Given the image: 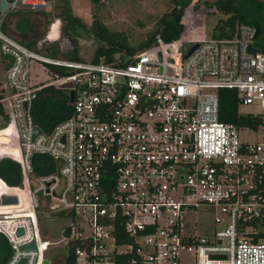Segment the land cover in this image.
I'll return each mask as SVG.
<instances>
[{"label": "built area", "instance_id": "obj_1", "mask_svg": "<svg viewBox=\"0 0 264 264\" xmlns=\"http://www.w3.org/2000/svg\"><path fill=\"white\" fill-rule=\"evenodd\" d=\"M19 11L53 15L55 0H6L0 9L7 58L0 130L9 138L0 157L19 162L24 194L0 189V199L17 196L0 206L19 204L0 208L11 249L4 264H42L56 249L62 259L72 253L74 264H264V50L256 25L192 40L198 22H181L174 39L157 34L134 53L83 60L49 55L3 31ZM60 23L54 17L36 47L58 39ZM32 60L54 79L33 81ZM50 84L69 97L73 90L71 111L33 136L34 99ZM221 87L236 89L239 113L241 104L258 106L247 112L260 115L256 128L220 119ZM34 153L48 155L54 169L35 173ZM38 209L64 218L59 238L44 235Z\"/></svg>", "mask_w": 264, "mask_h": 264}, {"label": "trees", "instance_id": "obj_2", "mask_svg": "<svg viewBox=\"0 0 264 264\" xmlns=\"http://www.w3.org/2000/svg\"><path fill=\"white\" fill-rule=\"evenodd\" d=\"M98 3L100 0H92ZM190 0H174V6L168 15L161 16L157 27L144 40L138 44H130L123 32L110 29L98 18H94L90 25H87L82 18L72 11L70 0H55L56 16L60 18L64 34L72 35L77 27L89 30L98 40V45L94 50L92 59L98 60L100 57L111 59L113 52L124 50L127 53L135 51L149 45L155 40L157 34H160L165 40H171L178 37L182 31V25L179 22L180 15L184 7L189 4ZM209 7H214V11H219L227 15L226 18L219 19L214 26L215 36H225L233 33L235 26L240 22H247L259 26L260 31L256 40L261 43L260 47L264 50V0H210L205 2ZM206 11V8H203ZM23 11H19L21 13ZM16 13V12H15ZM15 13L11 14L14 15ZM28 12H23V14ZM42 15L49 16L48 13L42 12ZM10 17V16H9ZM8 17V18H9ZM19 22L18 32L11 29L9 19L3 24V31L9 33L17 40L29 47L37 49H46L51 55H61L72 59H79L75 45L73 47L62 48L53 40L48 42L46 47H36L38 38L30 40L21 36L25 27ZM22 24V25H21ZM10 26V27H9ZM258 43V44H259ZM54 69H58L55 66ZM61 73L65 72L61 68ZM219 96V117L224 121L236 122L239 124H249L256 128L262 121L260 115L252 113L238 112V97L236 89L231 87H221L218 89ZM2 90H0V98ZM71 101L67 89L59 85L50 84L42 87L37 92L32 106V116L44 130L50 129L54 124L64 119L71 111ZM0 116L2 121L0 127L5 126L7 115L4 112L0 102ZM33 170L37 174L48 173L54 169L53 160L46 154L34 153L32 155ZM0 177L8 186H17L22 184V175L20 164L9 156L0 157ZM39 210V209H38ZM10 245L4 234L0 232V264H4L10 254ZM63 264H74L72 253L66 255Z\"/></svg>", "mask_w": 264, "mask_h": 264}, {"label": "rangeland", "instance_id": "obj_3", "mask_svg": "<svg viewBox=\"0 0 264 264\" xmlns=\"http://www.w3.org/2000/svg\"><path fill=\"white\" fill-rule=\"evenodd\" d=\"M206 1L210 0H190L189 4L184 7L180 15L179 22H182L181 24L184 28H186V25L188 27V24L191 25V22H193V24L198 22V24L192 28V40L210 38L212 36L214 26L217 22H219V19L227 17L226 14L219 11H209V6L205 3ZM70 2L72 11L79 15L87 25H90L92 20L96 17L110 29L123 32L130 44H138L150 35V33L157 27H161V23H159L161 16L168 15L169 17V12L174 6V0H100L98 3H94L92 0H70ZM204 7L207 8L206 13L205 10H203ZM46 10L48 11L49 8L47 7ZM56 11L53 15L50 14L49 16L39 15L27 17L29 20H33L37 23L38 30L35 38L40 37L37 40L38 42H41L43 38H45V35L49 30V22L52 21L54 17H57ZM16 17H18V15L10 16L9 18L11 21L9 22H17V20L21 19ZM27 18H25V21L28 20ZM200 19L201 21L204 20L202 24H199ZM55 28L56 25L53 26V29ZM72 35L74 36L75 48L79 59L88 60L92 58L94 50L99 43L92 32L77 27ZM186 36L188 37L189 35ZM56 40V43L60 45L58 39ZM48 42L50 43L51 41ZM258 43L259 42L256 40L255 44L257 46L261 44ZM68 45L69 44L66 41L63 43V46L65 47H68ZM188 45L189 43H185V46ZM120 51L121 50H116L113 54H118ZM48 54L51 55L50 53ZM3 57L4 56L0 54V90H2V92H6L7 87L4 77L5 64L2 61ZM46 66L50 67L49 65ZM30 68L33 81L41 80L46 82L54 79L51 71L47 68H42L36 60L31 61ZM55 85L57 86V84ZM258 109V106L254 103L239 105L240 112H256ZM1 121L2 117L0 116V122ZM249 135L256 136L257 132H250V134L248 132H243V134L241 133L242 138H247ZM8 140V133L0 130V142H7ZM2 181L3 180H0V189L15 191L20 199L23 200L24 194L20 185L8 186ZM18 205L19 204L1 205L0 208L7 210L5 212H9ZM17 210L20 212V210H25V208ZM50 212L54 213V211ZM38 214L40 216L41 227L44 235L50 239L59 238L60 225L62 224L64 218L59 215L50 218L51 216L48 214L51 213L48 211H41V209H39ZM56 250L59 251L57 253H47V258L50 260L49 264H62V253H60V249Z\"/></svg>", "mask_w": 264, "mask_h": 264}, {"label": "water", "instance_id": "obj_4", "mask_svg": "<svg viewBox=\"0 0 264 264\" xmlns=\"http://www.w3.org/2000/svg\"><path fill=\"white\" fill-rule=\"evenodd\" d=\"M6 5V0H0V9H2L3 6ZM62 23H60V27H59V35H58V41L59 44L62 48H68V47H73L75 45V41L74 39L69 36L64 34L63 30H62ZM260 28L259 26H256V32H255V36H257V34L259 33ZM68 42V47L63 46V43ZM197 43H194L189 49L187 54H189L195 47H196ZM248 50L251 52L255 51V47H253L251 44L248 45ZM186 54V55H187ZM67 85V84H66ZM70 100H72L73 98V90H70ZM33 131H32V135L35 136L38 132L41 131V128L39 127V125L37 124V122L35 121V119H33ZM0 202L3 204H7V203H15L17 202V196L14 194H2ZM22 231V228H19V232ZM34 245V241H30L29 243H27L25 246H33ZM50 260L48 258H44L42 261V264H49ZM21 264V263H20Z\"/></svg>", "mask_w": 264, "mask_h": 264}, {"label": "crops", "instance_id": "obj_5", "mask_svg": "<svg viewBox=\"0 0 264 264\" xmlns=\"http://www.w3.org/2000/svg\"><path fill=\"white\" fill-rule=\"evenodd\" d=\"M17 15H18V17H16V18H21V19L20 20H17V22L16 21H13V23L10 25L11 26V29L14 32H16V30L18 31L19 30V25H20L19 22L20 21H24V22H22V24L23 23H25V24H23V25L21 24V25L25 27V30H23V33H21V36L24 39H27V40H30V39L35 38V36L37 34V30H38L37 23H35V21H33V20H29L27 17L28 16L29 17L30 16L31 17H33V16H39V15H42V14L41 13H36V12H28V14L27 13L26 14H23V12H21V13L16 12L12 16H17ZM25 18H27L28 20L25 21ZM8 19H9V21H11L10 18H8ZM18 32H20V30ZM37 38H40V37H37ZM2 61L5 64L4 69H6V66H7V58L6 57H3L2 58Z\"/></svg>", "mask_w": 264, "mask_h": 264}, {"label": "bare ground", "instance_id": "obj_6", "mask_svg": "<svg viewBox=\"0 0 264 264\" xmlns=\"http://www.w3.org/2000/svg\"><path fill=\"white\" fill-rule=\"evenodd\" d=\"M12 211V210H11ZM10 212V211H9ZM18 212V211H17Z\"/></svg>", "mask_w": 264, "mask_h": 264}]
</instances>
